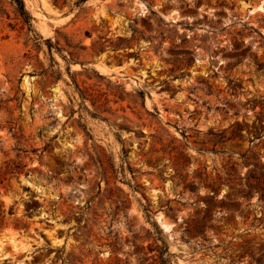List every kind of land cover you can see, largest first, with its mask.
<instances>
[{
	"label": "rangeland",
	"instance_id": "1",
	"mask_svg": "<svg viewBox=\"0 0 264 264\" xmlns=\"http://www.w3.org/2000/svg\"><path fill=\"white\" fill-rule=\"evenodd\" d=\"M24 2L0 264H264V0Z\"/></svg>",
	"mask_w": 264,
	"mask_h": 264
},
{
	"label": "trees",
	"instance_id": "2",
	"mask_svg": "<svg viewBox=\"0 0 264 264\" xmlns=\"http://www.w3.org/2000/svg\"><path fill=\"white\" fill-rule=\"evenodd\" d=\"M15 6L16 12L21 17L22 21L26 23L29 27H31V20L33 17L31 16L29 10L25 6L24 0H11ZM31 29V28H29Z\"/></svg>",
	"mask_w": 264,
	"mask_h": 264
}]
</instances>
